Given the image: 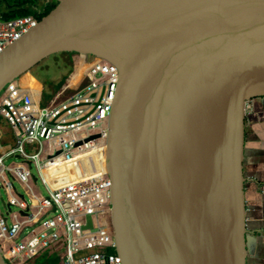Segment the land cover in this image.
<instances>
[{
  "label": "water",
  "instance_id": "water-1",
  "mask_svg": "<svg viewBox=\"0 0 264 264\" xmlns=\"http://www.w3.org/2000/svg\"><path fill=\"white\" fill-rule=\"evenodd\" d=\"M65 52L120 72L107 173L123 264H247L243 158L247 106L264 97V0H58L0 54V93Z\"/></svg>",
  "mask_w": 264,
  "mask_h": 264
},
{
  "label": "built area",
  "instance_id": "built-area-1",
  "mask_svg": "<svg viewBox=\"0 0 264 264\" xmlns=\"http://www.w3.org/2000/svg\"><path fill=\"white\" fill-rule=\"evenodd\" d=\"M39 20L34 14L0 16V54ZM80 57L75 60L76 70ZM96 60L81 74L80 80L87 83L65 99L42 105L20 79L8 83L0 93V117L15 138V145L0 155V197L5 209L0 211V252L8 264H26L44 253L57 257L58 264H123L111 223L112 180L108 173L58 191L41 177L47 160H64L66 154L92 148L93 142H85V138L96 128H108L120 72L113 63ZM11 157L22 162L6 166ZM33 165L38 175L33 173ZM39 179L46 194L34 188ZM89 216L92 227L88 228Z\"/></svg>",
  "mask_w": 264,
  "mask_h": 264
},
{
  "label": "crops",
  "instance_id": "crops-1",
  "mask_svg": "<svg viewBox=\"0 0 264 264\" xmlns=\"http://www.w3.org/2000/svg\"><path fill=\"white\" fill-rule=\"evenodd\" d=\"M57 4L58 0H0V16L5 17L24 7L43 14L49 6ZM37 83L41 89L37 96L34 93V98L39 101L43 84L40 81ZM246 116L243 163L246 175L247 264H264V97L248 104ZM2 123L7 124L0 117L1 138L4 135ZM5 151L0 144V154Z\"/></svg>",
  "mask_w": 264,
  "mask_h": 264
},
{
  "label": "bare ground",
  "instance_id": "bare-ground-1",
  "mask_svg": "<svg viewBox=\"0 0 264 264\" xmlns=\"http://www.w3.org/2000/svg\"><path fill=\"white\" fill-rule=\"evenodd\" d=\"M83 55V54H82ZM91 55H83L82 59L85 61L86 58ZM94 59L83 66L82 72L79 73L77 78L75 76L72 77L71 80L76 82L80 79L81 74L87 70L95 61V56H91ZM82 64V63H81ZM27 73L20 77L22 78V83L30 87L35 94H39L41 86L39 83L34 81V79L29 76ZM111 131L110 120L108 124V128H96L95 133L97 134V138H95L96 134H91L85 138V142H93V147L90 149L81 150L75 152L74 154L64 156L63 159H56L54 161L47 160L42 167L41 177L45 180V182L49 183V185L54 188L53 191L57 188L63 187L66 185V189L74 186H80L89 181L99 180L102 176L106 175L108 172L107 168V154H108V141ZM94 137V138H92ZM98 139L95 143L94 141ZM42 156V154H41ZM36 180H37V176ZM110 195H112V189L110 191ZM112 203V202H111ZM89 223V222H88ZM111 223H112V208H111ZM113 226V225H112Z\"/></svg>",
  "mask_w": 264,
  "mask_h": 264
},
{
  "label": "rangeland",
  "instance_id": "rangeland-1",
  "mask_svg": "<svg viewBox=\"0 0 264 264\" xmlns=\"http://www.w3.org/2000/svg\"><path fill=\"white\" fill-rule=\"evenodd\" d=\"M81 56H83V55H81ZM78 57H79V54L72 55V58L74 59L73 61H74V66L75 67H76L75 60L78 59ZM89 58L91 59L92 57L89 56ZM96 59L97 58H95V61H97ZM83 61H84L83 59L79 60L77 70L74 69V71L71 73V75L68 77V79H66L65 83L62 85V87L59 90L54 91L55 86L51 84V85H48L47 86V93H48V95L46 97L44 95L45 90H43L44 92L42 91L40 93L41 99L39 101H40V103L42 105L43 104H49L52 101H58L59 99H65V98L69 97L70 95H72L73 93H75L77 91V89H79L80 87H82L83 85H85L87 83L86 80H80L79 79L76 82H73V80H71L73 76H75V78H77V76L79 75V73L82 72V68L81 67L83 66ZM45 63L46 62H44V64ZM86 64H87V62L84 63V66ZM51 67H52V69L53 68L55 69V67H56V61L54 59L51 60ZM30 74H32V73H30ZM32 78L34 79V81L38 82V80L35 79L34 76H32ZM53 80L55 81V83H57V82L60 81V77H57V78H55ZM42 89H44V87ZM51 94H53L52 97H50ZM35 95L37 96L38 94H35ZM55 99H57V100H55ZM1 125L3 127L2 130H3V134L4 135L2 136V140L0 141V144H1V146H3V148L5 150H7L8 147L15 145V138L13 137V133H12V130H11L10 126H8L7 124H4V123H2ZM26 151L29 154H32L33 153L32 150H31V148L28 147V146H26ZM21 162H22V160L20 158H18V157H11V158H7L6 159L5 165L6 166L15 165V164H18V163H21ZM33 173H35L36 175H38V171H37L35 165H33ZM17 188L21 191L19 185H17ZM34 188H35V190L38 193L46 194V190H45L44 185L41 182V179H39V181L36 183V185H35ZM1 194H2V198L4 199V201H6L7 200V195L4 192V190H1ZM4 210H5L4 209V205H3V202H2L1 197H0V211L1 212H4ZM26 264H58V259L55 256H52L51 257L47 253H44L41 257L36 258L34 260H31V261L27 262Z\"/></svg>",
  "mask_w": 264,
  "mask_h": 264
},
{
  "label": "trees",
  "instance_id": "trees-1",
  "mask_svg": "<svg viewBox=\"0 0 264 264\" xmlns=\"http://www.w3.org/2000/svg\"><path fill=\"white\" fill-rule=\"evenodd\" d=\"M56 5L49 6L43 14H37L35 9L33 8H22L19 10H15L5 16V18H11L14 16H22V15H28V14H34L38 18H42L45 15H47L53 8H55ZM72 55L74 53H59L56 55L51 56L49 59L45 60L46 62L44 64L41 63L36 67V69H33L31 71L32 75L43 84V87L45 90L44 95L45 97L48 95L47 93V86L48 85H54L55 89L54 91L59 90L62 85L65 83L66 79L71 75V73L74 71V59L72 58ZM56 61V67L55 69L51 67V60ZM60 77V81L55 83L53 79ZM53 94H51L50 97H52Z\"/></svg>",
  "mask_w": 264,
  "mask_h": 264
},
{
  "label": "flooded vegetation",
  "instance_id": "flooded-vegetation-1",
  "mask_svg": "<svg viewBox=\"0 0 264 264\" xmlns=\"http://www.w3.org/2000/svg\"><path fill=\"white\" fill-rule=\"evenodd\" d=\"M91 57V56H90ZM94 58L92 57L91 59L89 58V56L86 58V62H90V61H92ZM30 76L32 75V74H29ZM33 76V75H32ZM23 78V77H22ZM22 78L20 79V81H22Z\"/></svg>",
  "mask_w": 264,
  "mask_h": 264
}]
</instances>
